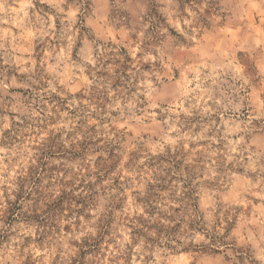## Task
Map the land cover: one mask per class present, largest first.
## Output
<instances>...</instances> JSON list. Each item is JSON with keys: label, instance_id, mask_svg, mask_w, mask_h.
<instances>
[{"label": "rangeland", "instance_id": "rangeland-1", "mask_svg": "<svg viewBox=\"0 0 264 264\" xmlns=\"http://www.w3.org/2000/svg\"><path fill=\"white\" fill-rule=\"evenodd\" d=\"M0 264H264V0H0Z\"/></svg>", "mask_w": 264, "mask_h": 264}]
</instances>
